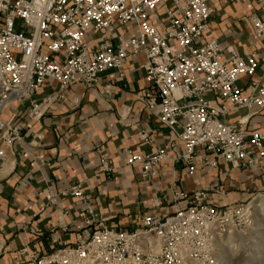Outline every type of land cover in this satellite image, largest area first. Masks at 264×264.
<instances>
[{
	"label": "built area",
	"instance_id": "obj_1",
	"mask_svg": "<svg viewBox=\"0 0 264 264\" xmlns=\"http://www.w3.org/2000/svg\"><path fill=\"white\" fill-rule=\"evenodd\" d=\"M213 16L210 0H0V160L6 158V147L34 132L66 89L92 86L110 69L122 77L128 59L142 52L148 86L139 99L176 130L170 145L182 141L184 151L172 156L166 147L153 146L152 130H138L137 137L151 150L125 151L127 163L140 166L141 179L150 180L161 164L181 159L190 173L197 165L217 167L222 160L264 175V127L249 129L246 116L236 123L224 120L240 109L264 107V68L258 78L241 82L242 76L256 74L259 62L254 54L242 55L234 48L223 56L217 38L205 39ZM115 21L133 25L137 32L119 35L115 44ZM251 21L264 40V21L256 14ZM49 80L57 82L58 91L36 98ZM15 103L28 105L22 121L4 117ZM101 165L116 169L107 155ZM70 194L85 204L82 222L89 235L64 242L50 254L32 255V264H216V238L251 219L250 203L217 205L210 191L202 189L172 214H148L138 228L115 229L81 183ZM174 196L189 197L178 190ZM25 253L27 248L21 249Z\"/></svg>",
	"mask_w": 264,
	"mask_h": 264
},
{
	"label": "crops",
	"instance_id": "obj_2",
	"mask_svg": "<svg viewBox=\"0 0 264 264\" xmlns=\"http://www.w3.org/2000/svg\"><path fill=\"white\" fill-rule=\"evenodd\" d=\"M210 2L214 16L204 38H217L223 56H229L228 48L242 55L254 54L259 68L252 77L242 76L241 82L258 78L264 68V40L257 34L251 15L264 21V4L258 0ZM159 14L162 16V10ZM115 24V44L119 35L137 32L133 25ZM89 38L96 44L92 34ZM145 61V54L138 53L128 59L122 77L116 69H110L92 86L69 87L35 124L34 132H27L24 141L6 147V158L0 160V264L32 262V255L50 254L64 242L74 243L79 235H89L90 230L82 222L85 204L70 194L77 183L115 229L138 228L148 214L159 218L172 214L176 208L188 206L193 191L213 190L218 183L226 184L233 193L241 186L247 191L264 188V175L248 168H233L222 160L217 167L197 165L193 173L182 159L166 161L152 179H141L140 166L128 164L125 151L151 150L137 137L138 130H152L153 146L166 147L172 156L184 151L182 141L170 145L177 138L176 130L162 123L139 99L148 86L142 67ZM58 89L57 82L49 80L36 98ZM206 95L215 99L212 92ZM27 106L15 103L4 117L22 121ZM242 116L248 118L249 129L264 127V107L240 109L224 120L236 123ZM105 155L115 171L102 167ZM176 190L189 197L176 199ZM64 191L67 193L62 194ZM56 195L57 200L52 201ZM215 195L212 193L213 203H228ZM23 248L27 253L21 254Z\"/></svg>",
	"mask_w": 264,
	"mask_h": 264
},
{
	"label": "rangeland",
	"instance_id": "obj_3",
	"mask_svg": "<svg viewBox=\"0 0 264 264\" xmlns=\"http://www.w3.org/2000/svg\"><path fill=\"white\" fill-rule=\"evenodd\" d=\"M224 185L218 183L209 191L220 197L222 202L250 203L251 219L248 225L231 228L216 238V264H264V204L256 207V201L264 196V188L247 191L241 186L233 193ZM241 196H245L244 199Z\"/></svg>",
	"mask_w": 264,
	"mask_h": 264
},
{
	"label": "bare ground",
	"instance_id": "obj_4",
	"mask_svg": "<svg viewBox=\"0 0 264 264\" xmlns=\"http://www.w3.org/2000/svg\"><path fill=\"white\" fill-rule=\"evenodd\" d=\"M256 203H257V204H256V207L259 206V205L264 204V196H263V197L261 196V197L256 201Z\"/></svg>",
	"mask_w": 264,
	"mask_h": 264
}]
</instances>
